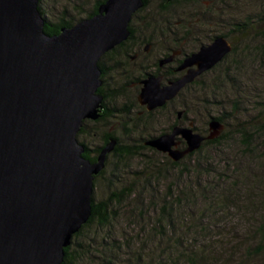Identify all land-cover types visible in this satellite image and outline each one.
Segmentation results:
<instances>
[{"label": "water", "instance_id": "water-1", "mask_svg": "<svg viewBox=\"0 0 264 264\" xmlns=\"http://www.w3.org/2000/svg\"><path fill=\"white\" fill-rule=\"evenodd\" d=\"M38 5L39 0H0V264H63L65 249L90 218L94 180L116 140L91 162L77 135L85 121L101 117L98 63L129 39V25L144 1L106 0L94 16L57 35L44 32ZM231 51L229 40L219 36L183 61L179 69L187 71L180 78L162 86V76H147L138 104L149 112L162 108ZM222 128L212 121L202 136L192 124L175 125L145 146L178 162ZM181 141L183 150L177 148Z\"/></svg>", "mask_w": 264, "mask_h": 264}, {"label": "rangeland", "instance_id": "rangeland-1", "mask_svg": "<svg viewBox=\"0 0 264 264\" xmlns=\"http://www.w3.org/2000/svg\"><path fill=\"white\" fill-rule=\"evenodd\" d=\"M96 1L43 0L42 8L49 21L71 20L74 25L86 18ZM188 1L196 3L191 2L184 9L171 7L170 14L163 12L160 0H150L148 7L132 19L135 40L150 39L151 48L144 52L145 44L136 47L132 55L137 54V58L127 62L122 59L121 53H117L116 58L123 65L110 74L107 88L108 91L116 90L120 94L109 103V107L125 106L130 111L129 116L115 117L97 124L95 121H87L84 133L77 140L95 149L102 145V139L107 133H113L123 144L138 147L151 137L167 132L168 127L177 120L176 111L187 112V119L182 121L181 118L179 122L182 127L192 124L197 133H206L207 136L208 120L222 116L226 125H222L221 131L227 133L228 141L218 147V152L207 149L199 157L191 158L190 164L200 159L203 167H207V162L221 172L227 158L230 162H236L235 167L239 166L236 169H247L250 179L260 178L264 184V42L260 40L264 38V0ZM241 25L246 27L238 30ZM221 34L229 36V42L237 48L236 53H231L219 65L199 77L197 84L185 89L180 98L176 97L170 109L148 114L138 105L140 82L146 78L144 74L154 72L155 61L165 59L163 57L172 48L182 55L197 52L201 46L209 45L214 36ZM259 47L260 51L257 52ZM214 84L217 88H213ZM247 142L249 148L255 150V155L245 150L243 144ZM242 148L245 153H241ZM142 155L121 160L110 156L105 165L106 173L97 178L94 186L95 201L111 198V194H116L122 186L133 181L134 172H141L144 167L151 171L150 167L156 165L154 169L163 173L168 166L164 158L166 154L142 150ZM233 166L230 165L226 173H231ZM112 173L120 177L116 179ZM234 173L228 176L231 181L234 180ZM141 177L142 174L138 176L135 194L112 205L111 223L104 228L94 225L89 229L88 238L94 241H89L84 235L78 238L79 244L85 249V255L78 264H103L104 256L114 257L113 264H185L183 260H177V253H171V249L172 241L178 237L182 238L183 248L189 241V245L197 242L195 246L189 247L192 249L199 244L198 240L194 241L198 235L187 230L186 226L180 227L183 223L180 220L187 225L192 224L188 219L183 220L184 217L188 218L187 210L181 213L177 208L173 217L176 220L173 221L174 227L171 229L164 226L165 234L158 235L159 223L156 219L163 218L159 207L169 181H154L150 189L143 182L144 175ZM203 179L208 177L203 176ZM219 211H213V220L206 222V225L212 226L218 220L217 225L205 236L206 241L209 246L213 242L211 250L215 258L220 257L218 240L226 241L228 247L238 244L235 249L236 262L237 258L245 254V247L252 242L251 235L257 229L258 218L245 215L244 218H249L246 226L240 222L232 207ZM196 215L197 219L200 218L199 214ZM221 233H225L226 237L218 239ZM72 247L75 248V245Z\"/></svg>", "mask_w": 264, "mask_h": 264}, {"label": "trees", "instance_id": "trees-1", "mask_svg": "<svg viewBox=\"0 0 264 264\" xmlns=\"http://www.w3.org/2000/svg\"><path fill=\"white\" fill-rule=\"evenodd\" d=\"M143 1V8H141L136 14H134V17L137 16L139 12L143 11L148 7L150 0ZM42 2L43 0H39L38 10L44 19L45 24L43 30L47 35H57L59 34L62 28H69L73 26V22L71 20L60 19L58 21H49L46 17V11L42 8ZM105 2L106 0H97L92 10L86 15V18L94 16L97 13L99 6ZM191 2H189L188 0H173L171 3L168 4L165 3L163 0H160V5L161 9H163V12H168L172 14V11L169 8L176 6L184 9V7L190 6ZM244 27L246 26L241 25L237 29L242 30ZM129 29L131 31L129 39L114 48L112 51L105 54L98 63V66L102 71L101 80L103 82V85L99 88L98 93L104 98V110L101 113V117L99 118V120L94 122L96 124L103 121L112 120L115 117L129 116L130 111L125 106L123 108H117L116 106L109 107V103L112 102L115 98H117L120 94L119 92H116V90H107V88H109L108 79L110 78V74L120 69L121 65H123L119 60H117V53H121L120 55L122 59L127 62L132 58V53L136 47H140L143 44L146 45L147 43L151 42L150 39H144L142 41L135 40V30L133 29L131 23L129 25ZM219 36L225 37L226 39L229 38L227 34H221ZM219 36H214L211 41ZM260 40L264 42V38H261ZM236 51L237 48L232 46L231 53L234 54L236 53ZM258 51H260V47L258 48L257 52ZM106 65H109V67H107ZM156 72H159L158 68ZM149 75L150 74L147 73L144 74L145 77ZM151 75L153 74L151 73ZM197 82L198 81H196L193 85L197 84ZM213 88H217L216 84L213 85ZM181 96L182 92L178 95L177 98H180ZM175 99L171 102H168L162 108H159L152 112H163L166 109H170ZM146 112L150 114L149 111ZM181 118L182 121H185L187 119L186 111H183ZM176 119L177 120H175L168 127L167 132H169L173 126L180 125L179 122L181 121V119L179 120L177 116ZM212 121H217L222 125H226L225 120L222 116L211 117L208 120L207 126ZM85 125L86 124L84 123V126L78 133L77 137L84 133ZM193 129L194 131H197L195 128ZM206 131L209 134L208 128ZM167 132H162L160 135ZM221 132L217 138L205 141L197 151L188 154L178 162L172 161L165 155L164 158L166 159V164H168V166L163 173L157 172L154 169L156 165H152L150 167L152 168L151 171L146 170V167H144L141 172H134L133 181L129 185L122 186L121 190H119L116 194H111V198L96 202L94 199V195H92V214L88 221L81 227L80 231L73 236L72 244L65 249V258L63 264L79 263V260H81L82 256L85 255V249L79 244L78 238L82 237L83 235L88 238L89 229L92 228L94 225H98L104 228L111 223L112 215L110 212L112 210V205L114 203H120L122 202V200L128 199L132 194H135L137 192L136 185L138 184V176L140 174H142V177L144 175L143 182L145 183V186H149L150 189L154 181L158 182L160 179L169 181L166 193L161 198L162 205H160L159 207V212H161L163 218L161 219L158 217L156 219V221H158L159 223V225H157L159 227L157 230L158 235L161 236L162 234H165L164 226L166 228L171 229L174 227L175 224L173 221L176 220H174L173 217L175 216V210L179 208V211H181V213L186 210L188 213V218H185L184 216H181L180 218L184 217L183 220L188 219L192 221V224L187 225V223H184V221L180 220L181 222H183V225L181 224L180 227L183 228V226H186L187 230H191L195 235L199 236L198 238H194V241L198 240L199 244L193 249L189 247L195 246L197 242L189 245V241L186 247L183 248L184 245L182 243V238L178 237L174 241H172L173 245L171 253H177V260H183L185 264H228L230 262L231 264H264V184L261 183L262 180H260V178L250 179L248 176L247 169H236V167H239L238 165L235 167L236 162H230L227 158L224 160L225 166L223 171L221 172H218L216 169L212 168L207 162V167H203L200 163V159L194 162L193 165L190 164L191 158L199 157L207 149L218 152V149L220 148L219 146L224 144V142L228 141L227 133ZM199 134L202 135V132H199ZM156 137L157 136L151 137L149 140H152ZM110 139L116 140V146L115 149L107 156V160L110 156L120 160L134 158L138 156L141 157L143 156L142 150L158 152L155 149L145 146V143L149 140L145 141L144 143H141L138 147H132L123 144L122 141L113 133H107L102 139V145L98 146L95 149H90L84 142H79L81 145L84 146L86 150L83 156L89 161L94 162L100 150L108 143ZM243 145H245V150L251 152V155H255L253 153V151L255 150L249 148L248 142ZM245 150L242 148L243 152L241 153H245ZM247 151L246 153H248ZM230 165H234V168L232 169V172H235L233 181H231L228 177L229 174H231L232 172L226 173V171L229 170ZM105 173L106 171L104 168L102 172L95 177L94 186L97 183V178L99 176H103ZM192 173H194L196 177L193 176ZM235 174H238V176ZM112 176H114L116 179L120 177L119 175L117 176L116 173H112ZM203 176H205V178L208 177V179H203ZM144 188L146 189L147 187ZM199 203L201 204L200 208H198ZM231 207L238 214L240 222L244 223V225L246 226L249 223V218H247V216L244 218L245 215H253L258 218L257 229L254 230L256 234L254 232L252 233V242L247 246L245 245V254L240 256V258H237L236 262L235 249L237 246H239L238 244H236V246L234 247H228L226 245V241L218 240V248H221V250H218L220 253V257L215 258L211 250V244L213 242L209 246L206 241L207 237H205L209 233V230L217 225V219L212 226L206 225L207 221L210 222V220H213L215 215L213 211H226ZM191 209H194L195 211ZM196 214H199L200 218L197 219ZM225 237V233H221L219 234L218 239H223ZM247 237L249 236L247 235ZM89 241L94 240L90 238ZM72 245H75V248H73ZM179 249L181 250L179 251ZM113 261L114 257L107 258L104 256L102 258L103 264H113Z\"/></svg>", "mask_w": 264, "mask_h": 264}, {"label": "flooded vegetation", "instance_id": "flooded-vegetation-1", "mask_svg": "<svg viewBox=\"0 0 264 264\" xmlns=\"http://www.w3.org/2000/svg\"><path fill=\"white\" fill-rule=\"evenodd\" d=\"M173 1V0H172ZM171 1V2H172ZM170 2V3H171ZM169 4V3H168ZM208 7H206L205 9H207ZM213 8H214V6L211 8V10H213ZM214 12V11H213ZM136 14V13H135ZM136 17V16H135ZM133 18H134V15H133ZM132 18V19H133ZM213 41V40H212ZM211 41V42H212ZM210 42V43H211ZM147 44H150V43H147ZM146 44V45H147ZM151 45V44H150ZM145 47V46H144ZM144 50V49H143ZM145 52V51H144ZM194 53V52H193ZM192 53H189V54H184V55H182L177 49H171L170 51H169V53L168 54H166L163 58H165V59H167V58H169L170 56H172L173 57V59H172V61L171 62H169V63H167V64H164L163 66H159V62L160 61H162V59H160V60H157V61H155L153 64H154V72L152 73L154 76H162V83H161V85L163 86V85H166L169 81H173V80H176V79H178V78H180L181 76H183L184 74H185V72L187 71L186 69L184 70H181V69H179L180 67H181V65H182V63H183V61L189 56V55H191ZM229 55V54H228ZM227 56V55H226ZM225 56V57H226ZM225 57H224V59H225ZM135 58H137V54H134L133 56H132V58L130 59L131 61L132 60H134ZM223 59V60H224ZM164 60V59H163ZM222 60V61H223ZM221 61V62H222ZM157 64V65H156ZM157 68L159 69V72H156V70H157ZM157 73V74H156ZM205 73H207V72H205ZM204 74V73H203ZM202 74V75H203ZM151 75V74H150ZM149 75V76H150ZM201 75V76H202ZM200 76V77H201ZM199 78V77H198ZM197 78V79H198ZM197 79L192 83V84H189V85H187L186 87H184L185 89L186 88H189V87H191L196 81H197ZM185 89H183L181 92H183ZM180 92V93H181ZM179 93V94H180ZM142 107V106H141ZM144 110H146V108L145 107H142ZM104 110V109H103ZM157 110V109H156ZM147 111V110H146ZM155 111V110H154ZM152 112V111H151ZM180 112H182V111H180ZM175 114H176V116H177V111L176 112H174ZM182 117V116H181ZM171 131V130H170ZM169 131V132H170ZM196 132V131H195ZM202 135L203 136H206L204 133H202ZM178 149H180V150H183V149H185L186 148V145H185V143L183 142H180V144H179V146L177 147Z\"/></svg>", "mask_w": 264, "mask_h": 264}]
</instances>
